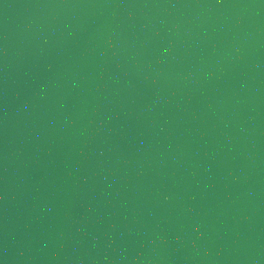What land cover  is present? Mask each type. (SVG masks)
Returning <instances> with one entry per match:
<instances>
[{
	"label": "water",
	"instance_id": "95a60500",
	"mask_svg": "<svg viewBox=\"0 0 264 264\" xmlns=\"http://www.w3.org/2000/svg\"><path fill=\"white\" fill-rule=\"evenodd\" d=\"M0 264H264V0H0Z\"/></svg>",
	"mask_w": 264,
	"mask_h": 264
}]
</instances>
